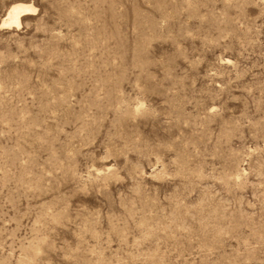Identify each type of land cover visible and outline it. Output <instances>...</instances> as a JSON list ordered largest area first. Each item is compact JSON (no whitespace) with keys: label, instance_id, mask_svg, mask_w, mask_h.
Listing matches in <instances>:
<instances>
[{"label":"rangeland","instance_id":"374dc122","mask_svg":"<svg viewBox=\"0 0 264 264\" xmlns=\"http://www.w3.org/2000/svg\"><path fill=\"white\" fill-rule=\"evenodd\" d=\"M0 264H264V0H0Z\"/></svg>","mask_w":264,"mask_h":264},{"label":"bare ground","instance_id":"6f19581e","mask_svg":"<svg viewBox=\"0 0 264 264\" xmlns=\"http://www.w3.org/2000/svg\"><path fill=\"white\" fill-rule=\"evenodd\" d=\"M32 10H34V7L32 4L29 3H21V2H17L12 4L11 6H9V9L7 11V15H8V19L9 22H7L8 24L14 22L19 24V18L21 15L26 14V13H30ZM5 22V20H4Z\"/></svg>","mask_w":264,"mask_h":264}]
</instances>
